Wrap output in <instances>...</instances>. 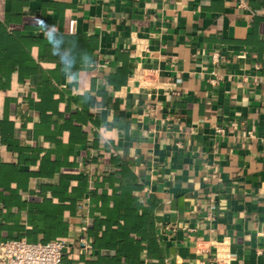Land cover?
Instances as JSON below:
<instances>
[{"label":"crops","instance_id":"obj_1","mask_svg":"<svg viewBox=\"0 0 264 264\" xmlns=\"http://www.w3.org/2000/svg\"><path fill=\"white\" fill-rule=\"evenodd\" d=\"M65 123L80 129L39 131ZM47 153L89 186L115 174L108 195L134 186L143 264L207 263L225 242L231 264H264V0H0V171L36 173ZM9 183L0 242L47 243L8 229L30 230L25 205L57 203L58 175ZM77 204L65 264H115L89 232L79 249L89 194Z\"/></svg>","mask_w":264,"mask_h":264},{"label":"trees","instance_id":"obj_2","mask_svg":"<svg viewBox=\"0 0 264 264\" xmlns=\"http://www.w3.org/2000/svg\"><path fill=\"white\" fill-rule=\"evenodd\" d=\"M71 118H74L77 122H80L82 119L79 116V112L73 114ZM61 128L63 130L60 131L59 129L51 130V127L42 126L39 131L62 133L66 129H70V132L80 129L78 126H69L68 123H65ZM38 155V150L24 152L22 163L25 164L31 158L37 161ZM61 162H65L63 165H67L68 167H75V162L69 163L67 160L59 161V157L55 162L51 161L50 153H47L41 158L42 164L40 170L36 173L21 172V169L17 168H14L10 173L0 171V186H4V184L7 186L3 188L2 192L0 191L1 202L3 201L1 198L4 197V191L9 188V182L27 183L31 176L51 178L58 175V183L49 189V191L53 192V197L57 199V203H53L51 198L42 203H29L25 205L29 211L28 225L30 226V230H26L23 226H13L8 230L10 232L43 233V242L66 240L68 222L64 219V215L66 212L74 213L79 205L77 203L80 202V199L85 194H89L90 213L88 232L93 239L94 247L100 248L102 245L115 247V264H143L139 250L142 249L141 245L143 240H145L142 232L145 222L139 218L141 216L137 212L138 205L134 206L129 203H124L132 198L134 186L130 188L126 186L119 188L113 187L112 194L108 195V191L105 189V183L109 182L114 186L115 182L118 181L115 174H104L96 178L95 181L90 182L89 186V175L86 173H62L60 171H54V169H60ZM8 191L12 192L14 189L9 188ZM109 202L114 203V207L111 209L107 205ZM120 208L124 209L123 213H120ZM0 227L3 226L0 225ZM65 257L66 255H64L63 264H65Z\"/></svg>","mask_w":264,"mask_h":264},{"label":"built area","instance_id":"obj_3","mask_svg":"<svg viewBox=\"0 0 264 264\" xmlns=\"http://www.w3.org/2000/svg\"><path fill=\"white\" fill-rule=\"evenodd\" d=\"M214 58H217V54ZM100 66L105 67L106 65ZM88 227V217L85 216L77 241L79 249L85 253L92 252V244L87 237ZM68 246L69 243L65 240L34 244L25 240L3 241L0 242V264H63L64 251ZM231 260L229 245L225 242L217 246L215 259L200 264H231Z\"/></svg>","mask_w":264,"mask_h":264},{"label":"clouds","instance_id":"obj_4","mask_svg":"<svg viewBox=\"0 0 264 264\" xmlns=\"http://www.w3.org/2000/svg\"><path fill=\"white\" fill-rule=\"evenodd\" d=\"M39 21V27L41 31L43 32L44 36L47 38L49 43L55 42V35H54V29L56 28L55 25H48L46 22H44L42 19L38 18ZM58 47V45H57ZM58 54V53H57ZM64 59L63 57L61 58Z\"/></svg>","mask_w":264,"mask_h":264},{"label":"rangeland","instance_id":"obj_5","mask_svg":"<svg viewBox=\"0 0 264 264\" xmlns=\"http://www.w3.org/2000/svg\"><path fill=\"white\" fill-rule=\"evenodd\" d=\"M68 249L69 248H66L65 251H64V255H66L68 253Z\"/></svg>","mask_w":264,"mask_h":264}]
</instances>
